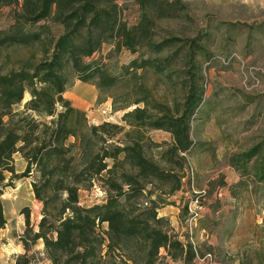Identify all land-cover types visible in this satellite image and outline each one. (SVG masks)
<instances>
[{
    "label": "trees",
    "instance_id": "1",
    "mask_svg": "<svg viewBox=\"0 0 264 264\" xmlns=\"http://www.w3.org/2000/svg\"><path fill=\"white\" fill-rule=\"evenodd\" d=\"M133 1L140 10L139 20L128 25L119 17L115 0H0V6H16L12 23L0 30V52L14 45L38 44L42 56L18 68L3 70L0 66V229L6 224L1 196L13 179L37 171L39 179L31 182V188L34 198L42 203L37 231L32 233L29 215L24 214L25 236L20 239L25 251L16 256L14 264H33L28 251L39 239L52 264H100L103 256L127 249L130 241L135 242V252L143 255V264H155L161 248L174 259L194 256L191 246L187 250L176 234L168 232V221L158 217L157 200L149 197L141 203V197L150 194L145 190L146 183H168L167 193L172 194L180 188L182 176L161 168L145 154L140 128L169 132L173 142L160 158L183 169L194 145L190 122L203 102L204 89L194 72L196 53L202 48L194 39L153 38L155 18H174L184 13L186 5L181 0ZM46 21L62 25L63 32L54 38ZM108 40L132 53L139 48L145 50L113 74L101 60H87ZM171 47L175 49L169 50ZM181 58L192 69L181 80L185 89L182 101L174 102L172 107L154 101L152 112L148 97L133 100L135 106L121 117L134 129L133 135L121 124H89L85 112L62 96L68 68L78 80L94 85L101 93L109 92L137 69L151 68L171 79L167 71ZM26 91L30 98L18 110L15 107ZM129 105L116 106L113 101L112 107L117 111ZM42 117L51 118L47 121ZM122 131L127 142L108 143ZM70 137L73 142L68 141ZM147 140L155 147L167 144L156 143L150 137ZM260 151V145L254 146L240 158L247 161ZM15 153L25 161L20 173L15 171ZM259 155L261 163L253 175L264 183V149ZM124 163L134 173L121 171L118 181L114 175ZM5 173H10L7 182ZM95 180L103 196L87 206L80 204V189L92 186ZM21 210L23 213L27 207ZM102 223L107 224L104 231L100 230ZM131 258L129 255L125 264H134L133 260L128 262Z\"/></svg>",
    "mask_w": 264,
    "mask_h": 264
},
{
    "label": "rangeland",
    "instance_id": "2",
    "mask_svg": "<svg viewBox=\"0 0 264 264\" xmlns=\"http://www.w3.org/2000/svg\"><path fill=\"white\" fill-rule=\"evenodd\" d=\"M115 1L119 17L128 25L136 24L140 15L138 5L133 0ZM181 1L186 5L184 13L174 18H155L153 38L194 39L202 48L196 53L194 72L198 84L204 89L203 102L190 122L194 145L183 169L160 158L164 148L173 142L169 132L152 128H140V132L144 135L142 144L145 154L161 168L182 176L176 194L184 223L186 247L188 250L191 246L194 256L187 258L183 255L181 258L184 259H174L159 254L155 264H264V183L257 181L253 175L254 169L261 163L259 154L264 149V0ZM15 7L0 6V30L12 23ZM48 24L54 38L63 32L62 25ZM186 44L185 49L188 47ZM174 49L171 47L169 50ZM144 50L139 48L132 53L126 48H117L113 41L108 40L87 60L99 59L111 73L118 74L123 65ZM41 57L38 44L29 47L14 45L1 50L0 66L3 70L18 68L23 63H35ZM185 62L186 59L181 58L167 71L171 72V79L151 68L137 69L109 92L101 93L91 84L78 80L68 68V83L62 96L74 108L85 112L89 124H121L133 135L134 129L121 119L123 113L131 110L135 106L133 100L139 98L148 97V109L152 112H155L152 108L154 101L169 107L174 102H181L185 91L181 80L192 70ZM29 98L26 91L15 108L22 110ZM113 101L116 106L130 105L114 111ZM139 105L144 106L143 103ZM60 109L58 105L57 110ZM50 118L40 119L48 121ZM148 137L156 143L167 144L151 146ZM68 141L73 142L74 139L70 137ZM118 141L127 142L123 131L108 143L118 144ZM257 145L261 146L259 154L247 161L240 158L242 153ZM16 156L20 158L21 155L16 153ZM23 161L18 160L15 165L17 173L23 171ZM107 162L112 165L110 159ZM121 171L134 173L131 166L124 163L116 169L114 178L118 181ZM9 177L10 173H5V182ZM38 179L39 173L33 170L28 177L13 179L12 186L4 188L2 198L16 200L19 209L11 208L4 212L9 223L0 232V244L6 243L7 252L3 264H14L16 256L25 251L20 239L25 236L24 214L29 215L32 233L38 230L42 203L34 198L28 185L29 181L31 185ZM92 184L84 185L79 191V202L84 206L97 201L103 191L96 180ZM220 187L226 191L221 197L217 195ZM169 188L170 184L158 180L146 183L145 190L150 194H144L141 203L151 196L160 203H169ZM196 199L198 201L194 202ZM25 206L27 210L22 213L21 209ZM201 223L210 228L209 233L217 235L218 241L210 243V238L201 239L204 241L199 236L196 238ZM220 226L233 228V236L226 242L220 241L221 231H216ZM106 229L107 224L102 223L100 230ZM16 245L20 246L19 252L15 249ZM103 247L102 253L105 252ZM28 254L33 264H52L40 239L30 245ZM129 255L132 258L128 262L133 260L134 264H143V255L135 252L134 241L128 243L127 249H116L103 256L100 264H125Z\"/></svg>",
    "mask_w": 264,
    "mask_h": 264
},
{
    "label": "crops",
    "instance_id": "3",
    "mask_svg": "<svg viewBox=\"0 0 264 264\" xmlns=\"http://www.w3.org/2000/svg\"><path fill=\"white\" fill-rule=\"evenodd\" d=\"M94 87V85H92ZM96 89V88H95ZM97 90V89H96ZM121 117V116H118ZM14 157V161H15V165H17L18 160L23 161L22 157L20 156L17 157L16 153L13 155ZM24 163V161L22 162ZM21 170V169H20ZM29 187H31L30 185V181L28 182ZM17 187L13 190H16ZM226 194V191L224 192V195ZM3 196V195H2ZM1 196V202H2V207H3V211L5 212V210H11V208L18 210L19 206L17 205V201L16 200H8V199H3ZM152 199H155L153 196H151ZM178 195L176 194V191L174 193H172L171 195H168L167 200H169V203H160L159 201H156L158 204V208H157V214L158 217H163L168 221V226H167V230L168 232L174 233L177 235V238L184 244L187 246V242L185 241V230H184V223H183V218L181 217L180 214V205H179V200L177 199ZM221 211V210H218ZM216 211V213L218 212ZM6 225L7 223H9V218L6 217ZM5 229V228H4ZM4 229H0V232L3 231ZM210 230V228H207L204 224L202 226V223L199 224V229L196 231V238H198V236L201 239L207 240V238H210V243H215L216 241H218L217 239V235H212L211 233H209L208 231ZM220 230L221 231V239L220 241L226 242L227 239L231 236H233V228L229 227V228H225L224 226H220L219 228H216V231ZM201 240V241H204ZM202 243V242H200ZM17 251L19 252L20 250V246L16 245ZM159 254H163L166 255V251L161 248L159 251ZM183 256V255H182ZM181 258V256H180ZM179 258V259H180ZM7 259V252H6V243L4 244H0V264H3V262ZM181 259H184V257H182ZM12 261V260H11ZM12 264V262H11Z\"/></svg>",
    "mask_w": 264,
    "mask_h": 264
},
{
    "label": "built area",
    "instance_id": "4",
    "mask_svg": "<svg viewBox=\"0 0 264 264\" xmlns=\"http://www.w3.org/2000/svg\"><path fill=\"white\" fill-rule=\"evenodd\" d=\"M224 192H225V189H223V188H218V190H217V195L219 196V197H221L223 194H224ZM103 194H104V191H102L101 192V196H103ZM100 196V197H101ZM198 200L196 199V200H194V202H197Z\"/></svg>",
    "mask_w": 264,
    "mask_h": 264
}]
</instances>
